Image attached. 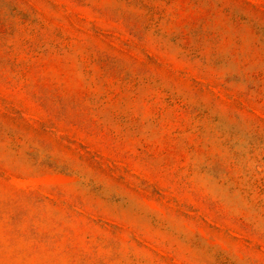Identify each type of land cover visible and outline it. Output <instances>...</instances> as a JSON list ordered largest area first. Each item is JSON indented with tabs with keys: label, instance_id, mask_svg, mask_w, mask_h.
<instances>
[{
	"label": "rangeland",
	"instance_id": "rangeland-1",
	"mask_svg": "<svg viewBox=\"0 0 264 264\" xmlns=\"http://www.w3.org/2000/svg\"><path fill=\"white\" fill-rule=\"evenodd\" d=\"M0 264H264V0H0Z\"/></svg>",
	"mask_w": 264,
	"mask_h": 264
}]
</instances>
